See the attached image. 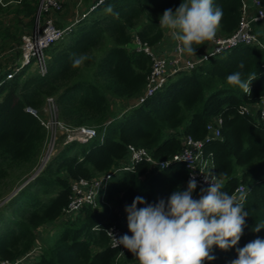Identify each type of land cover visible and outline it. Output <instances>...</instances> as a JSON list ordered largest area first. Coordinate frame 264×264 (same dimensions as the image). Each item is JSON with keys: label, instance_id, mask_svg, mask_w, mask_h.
<instances>
[{"label": "trees", "instance_id": "1", "mask_svg": "<svg viewBox=\"0 0 264 264\" xmlns=\"http://www.w3.org/2000/svg\"><path fill=\"white\" fill-rule=\"evenodd\" d=\"M181 2L184 0H101L46 50L44 75L29 71L28 65L6 80L8 68L0 70V201L9 180H22L35 169L48 137L38 115L27 107L38 112L51 97L56 118L65 127L95 130L88 140L64 143L0 207V258L14 259L30 251L37 229L56 222L60 224L57 238L42 247L38 264H139L136 257H118L106 229L116 223L131 236L125 207L136 196L155 203L167 201L174 191L186 190L187 170L172 157L181 149L182 137L204 139L206 124L216 116L222 120L221 136L207 140L204 150L212 153L223 191L231 194L238 185L244 186L249 216L238 244L227 251L214 245L216 259L204 264H230L237 258L236 248L257 237L264 239V229L252 231L255 225L264 224V120L241 112L245 105L264 97V20L257 22L261 23L255 32L258 42L238 44L191 69L175 72L137 103L151 59L136 48L134 37L150 47L159 44L166 30L159 25L160 17ZM260 2L264 6V0ZM213 3L223 9L217 36H228L237 27L244 0ZM38 5L39 0H0V37L11 41L13 47L8 51L12 57H20L22 19H26L25 28L32 30ZM9 14H13L17 34L1 27ZM193 47L197 55L208 42ZM77 60L81 62L77 64ZM233 72H240L242 79L257 74L250 95L227 83ZM115 101L127 103L116 110L112 107ZM128 145L144 148L154 160L167 163L152 169L145 161L137 162L132 169L121 171L108 189L109 205H83L75 216H63L72 181L90 180L120 167L126 162ZM193 195H198L197 188ZM7 208L12 216L3 221L1 212Z\"/></svg>", "mask_w": 264, "mask_h": 264}, {"label": "clouds", "instance_id": "2", "mask_svg": "<svg viewBox=\"0 0 264 264\" xmlns=\"http://www.w3.org/2000/svg\"><path fill=\"white\" fill-rule=\"evenodd\" d=\"M223 9L213 0H184L173 11L166 9L159 20L162 29L171 30L173 40L180 42V53L195 55L194 45L212 41L220 25ZM205 59H208L205 56ZM81 61L77 60L79 64ZM227 83L239 87L250 95V84L257 79L252 73L242 79L240 72L227 76ZM207 187H200L198 198L193 191L198 182L195 174L190 175L184 191H174L167 198L147 203L136 196L125 207L127 226L131 236H113L114 247L122 245L132 253L139 264H204L216 259L213 246L227 251L238 244L244 232L247 191L236 194L223 191L224 185L214 177H205ZM144 205L137 207V205ZM100 228L99 225H97ZM264 229L257 224L253 232ZM237 258L230 264H264V239L257 237L241 248H236Z\"/></svg>", "mask_w": 264, "mask_h": 264}, {"label": "built area", "instance_id": "3", "mask_svg": "<svg viewBox=\"0 0 264 264\" xmlns=\"http://www.w3.org/2000/svg\"><path fill=\"white\" fill-rule=\"evenodd\" d=\"M100 1L101 0H98L97 2ZM249 4L254 11L252 15H250L247 10L250 6ZM249 4L244 0L243 13L240 16L237 27L230 35H215L214 40L207 41L208 47L202 53L197 55L180 53L177 49V45L180 43L178 41L175 42L171 52L159 53L153 50L152 47L146 44H141L136 37H134L136 48L143 50L151 59V67L146 77L143 94L137 99V103L142 102L145 97L153 94L157 89L163 86L168 77L175 72L191 69L200 62L208 60L210 57L238 44H252L258 42L256 34L253 30V24L264 20V6L261 4L260 0H249ZM94 6L95 5H92L89 10H91ZM61 9L62 5L60 0H39L34 26L30 32L24 33L21 36V43L19 45V49L21 51L20 57L15 61L11 63L7 62L6 64V68L9 70L5 74L6 80L13 78L25 66L31 64L34 65L36 71L40 75H44L46 73L48 59L46 50L52 44L68 34L77 22V20H75V22L65 26L57 25L52 14L61 11ZM84 15L85 13L82 17ZM8 53L11 52H1L0 58L4 57ZM205 56H207L208 59H205ZM2 72L3 70H1V73ZM51 99V97L47 98L49 101L48 108L52 114L49 115L47 118L48 120H41V123L47 130L48 137L50 136L51 138L52 145L49 154L53 151L56 144L55 136L51 134L52 130L57 132L62 130L70 141L78 140L82 142L95 136V130L93 127L81 126L73 129L65 127L62 122L56 118L55 106L53 105V102H51ZM26 110L33 115H36L35 110L32 108L27 107ZM241 112L256 114L258 118L264 120V97L255 104L245 105L242 107ZM221 124V118L216 116L213 120L206 124L207 134L204 139L197 140L191 136L182 137L181 149L172 157V160L181 161L186 168L187 175L185 183H188L191 174H195V179L198 182V193L200 191V187L208 186V184L204 181V176L214 177L217 182H220L214 172L212 153L204 150V143L210 139L220 138ZM140 161L149 163L152 169L162 167L167 163L166 161L154 160L144 148L128 145L126 162H124L120 167L114 168L107 173L91 178L90 180L80 178L72 181L71 194L68 203L63 210V216H75L83 205H90L92 208H96L101 204L109 205L106 201V195L111 178L121 171L132 169L133 166ZM241 189H244V186L240 184L231 194H236ZM193 197L198 198V195H193ZM108 231H111L113 236L116 238L126 234L122 227L116 223H112L106 229V235L108 237L109 244L112 247H114V240ZM39 248L40 245L37 244L36 240L35 245L30 251L14 259L0 258V264H22L27 258L36 256L35 252H37ZM115 248L118 249L119 258L126 256L135 257L122 245ZM39 255L40 254H38V256ZM32 264H38L37 260L34 259Z\"/></svg>", "mask_w": 264, "mask_h": 264}, {"label": "rangeland", "instance_id": "4", "mask_svg": "<svg viewBox=\"0 0 264 264\" xmlns=\"http://www.w3.org/2000/svg\"><path fill=\"white\" fill-rule=\"evenodd\" d=\"M13 20H14L13 14L7 15L2 20L3 22H2L1 27L2 28L3 27H8V28H10L11 31L16 32V34H17L18 33L17 30H15V28L13 27L14 24H15V23L13 24ZM25 22H26V19H22V22L20 24L21 26L24 27V31H22L23 32L22 34L28 33V32L31 31L30 28H27V27L25 28V26H24ZM259 24H261V23H254L253 24L254 32L256 31V28H257V26ZM216 35H217V32H216ZM11 44L12 43H11L10 40H7V39H4L3 37H0V53L1 52H9L8 50H10L13 47V45H11ZM14 46H16V45H14ZM0 63H2L1 64L2 68L5 69L6 66H7L6 65L7 61L6 60H2V61H0ZM29 69H30L29 71H35L36 70L33 64H31L29 66ZM51 102H53L52 99H51ZM48 103H49V101L46 99L45 100V104L42 106V108L38 112L35 111L36 115H38L40 120L46 121V119L49 117V115L52 114L50 109L48 108ZM51 134L53 136H55V139H56V141H55L56 144H55V146L53 148V151L49 154L50 148H51V145H52L51 144V138L49 136L47 138V140H46L44 149L42 151V154H41V156L39 158V161H38L35 169L31 170L32 171L31 174H29V172H28L27 174L24 175V177L22 176L23 177L22 180H20V178H19V179L13 180L12 182L10 180L8 181V183L6 184V190L7 189L8 190H7L6 194H5V198L0 201V207L6 202V200L8 198L13 196L15 194V192L21 186H23L28 180H30L36 172H38L40 170V168L44 165V163H46L49 160V158L56 152V150L58 151L64 143L70 141V139H68L65 136V133L62 132V130H60L58 132L55 131V130H52ZM121 173L122 172H119L118 174L113 176V178L109 182L108 188H110L111 185H113V184H115L117 182L118 178L121 176ZM1 213L3 214V221L6 218L8 219L9 216H12L11 213H10V210L8 208L3 210V212H1ZM59 225H60L59 223L55 222V223H52V224H49V225H46V226H43V227L37 229V231H36V240H37V244L40 245V248L37 250V252H35L36 256H31V257L27 258L22 264H32L34 259L37 260L38 254L41 253L42 247L47 248L57 238V234H58L57 231H58Z\"/></svg>", "mask_w": 264, "mask_h": 264}, {"label": "crops", "instance_id": "5", "mask_svg": "<svg viewBox=\"0 0 264 264\" xmlns=\"http://www.w3.org/2000/svg\"><path fill=\"white\" fill-rule=\"evenodd\" d=\"M62 3V11L59 13H53L52 16L56 22L57 25L59 26H65L68 24H71L75 22V20H79L84 13H86L90 7L96 3L98 0H60ZM246 3L249 4V0H245ZM250 5V4H249ZM248 13L252 15L253 8L251 5L248 7ZM254 30V29H253ZM256 32V31H255ZM175 40L172 39L171 37V30L166 29L165 30V36L164 39L157 44L156 46L152 47L153 50L162 53V52H171ZM12 52L8 53L4 57L0 58V61L6 60L8 63H11L15 61L18 58L12 57ZM4 58V59H3ZM2 63H0V70H2ZM112 100V98H111ZM127 102L125 101H115L112 105L113 109H120L119 106L126 105ZM124 107V106H123ZM111 181V180H110Z\"/></svg>", "mask_w": 264, "mask_h": 264}]
</instances>
